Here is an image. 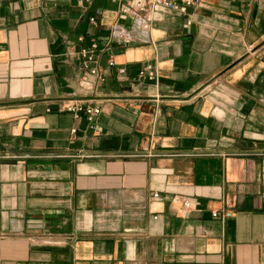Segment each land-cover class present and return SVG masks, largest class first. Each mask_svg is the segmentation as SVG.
<instances>
[{"label": "crops", "instance_id": "obj_1", "mask_svg": "<svg viewBox=\"0 0 264 264\" xmlns=\"http://www.w3.org/2000/svg\"><path fill=\"white\" fill-rule=\"evenodd\" d=\"M0 264H264V0H0Z\"/></svg>", "mask_w": 264, "mask_h": 264}, {"label": "built area", "instance_id": "obj_2", "mask_svg": "<svg viewBox=\"0 0 264 264\" xmlns=\"http://www.w3.org/2000/svg\"><path fill=\"white\" fill-rule=\"evenodd\" d=\"M119 2V9L123 13H144L148 11L155 10H168L176 14L186 15L188 9L194 7L199 0H117ZM90 21L94 20L93 16L89 17ZM188 21V19H187ZM77 41L83 40V35L79 34L76 37ZM69 49H73V46L70 44L67 46ZM96 50L97 44L93 39H90L88 44L81 45L78 48H75V52L80 57V71L79 79L83 82H87L90 78H95L99 81H103V76L101 75L99 68L96 64ZM106 66L111 67L116 64L111 54H108L106 57ZM119 74L124 72V67L119 65L116 68ZM157 76V71L155 66L149 62L143 63L136 71V77L138 79H153ZM74 116L83 115L88 126L90 128L95 127V118L99 112V106L96 104H82V103H71L66 107ZM74 129L71 128V131ZM153 196L156 193H152ZM184 207L189 206V201L184 200L182 202ZM211 215L216 217L219 215L228 216L230 211L223 210L218 212L217 210H212Z\"/></svg>", "mask_w": 264, "mask_h": 264}]
</instances>
